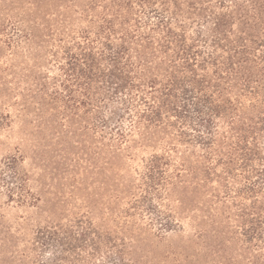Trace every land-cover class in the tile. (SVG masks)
<instances>
[{
	"label": "trees",
	"instance_id": "trees-1",
	"mask_svg": "<svg viewBox=\"0 0 264 264\" xmlns=\"http://www.w3.org/2000/svg\"><path fill=\"white\" fill-rule=\"evenodd\" d=\"M38 1L13 0L9 46L46 29ZM53 31L62 86L120 172L119 235L90 218L54 227V261L141 264L136 244L186 233L171 201L191 193L233 201L235 240L264 251V0H54ZM2 164L29 204L18 160Z\"/></svg>",
	"mask_w": 264,
	"mask_h": 264
},
{
	"label": "rangeland",
	"instance_id": "rangeland-1",
	"mask_svg": "<svg viewBox=\"0 0 264 264\" xmlns=\"http://www.w3.org/2000/svg\"><path fill=\"white\" fill-rule=\"evenodd\" d=\"M12 4L0 0V24L8 26ZM35 5L51 6L50 16L38 17L46 29L35 41L11 47L0 32V167L5 159H17L30 187L29 204H20L0 180V264H73L54 261V227L90 218L102 234L119 235V156L87 129L85 111L73 108L62 86L64 76L54 62V0ZM221 199L174 195L173 210L186 233L136 244L134 259L141 264H264V251L235 240L242 225L238 207Z\"/></svg>",
	"mask_w": 264,
	"mask_h": 264
}]
</instances>
